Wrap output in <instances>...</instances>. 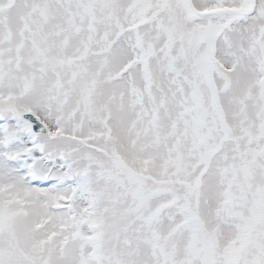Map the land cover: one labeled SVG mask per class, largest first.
<instances>
[{"label": "snow or ice", "instance_id": "6c2138e0", "mask_svg": "<svg viewBox=\"0 0 264 264\" xmlns=\"http://www.w3.org/2000/svg\"><path fill=\"white\" fill-rule=\"evenodd\" d=\"M0 264H264V0H0Z\"/></svg>", "mask_w": 264, "mask_h": 264}]
</instances>
